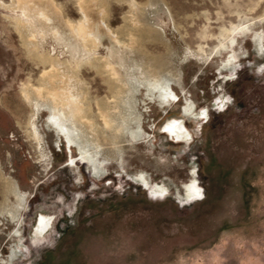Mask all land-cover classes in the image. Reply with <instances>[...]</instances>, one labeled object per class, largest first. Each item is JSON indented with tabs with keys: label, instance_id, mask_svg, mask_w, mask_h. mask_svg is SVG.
I'll use <instances>...</instances> for the list:
<instances>
[{
	"label": "rangeland",
	"instance_id": "rangeland-1",
	"mask_svg": "<svg viewBox=\"0 0 264 264\" xmlns=\"http://www.w3.org/2000/svg\"><path fill=\"white\" fill-rule=\"evenodd\" d=\"M50 4L0 0V264H264V0Z\"/></svg>",
	"mask_w": 264,
	"mask_h": 264
},
{
	"label": "bare ground",
	"instance_id": "bare-ground-1",
	"mask_svg": "<svg viewBox=\"0 0 264 264\" xmlns=\"http://www.w3.org/2000/svg\"><path fill=\"white\" fill-rule=\"evenodd\" d=\"M51 1H52V0H14V3H15V5H16V8H17V7L22 8V7L32 6V7L35 9V13H36V14H39L40 9L42 8L41 6H42V5H44V6L46 5L45 7H48V5L50 4ZM52 3H53V2H52ZM52 3H51L50 5H52ZM2 5H3V4H2ZM12 5H14V4H11V3H10V6H12ZM82 6H83V5H82ZM14 7H15V6H14ZM14 7H13V9H14ZM50 7H51V6H50ZM85 7H86V6H84V7H82V8H85ZM87 7H88V6H87ZM87 7H86V9H88ZM11 8H12V7H11ZM20 8H19V9H20ZM48 8H49V7H48ZM53 9H56L55 6H54V8H53V6H52V10H53ZM16 10H18V9H16ZM16 10H15V11H16ZM21 10H22V9H21ZM29 10L32 12V9H29ZM22 11H23V10H22ZM82 11H84L83 13H86V12H85V9L82 10ZM86 11H87V10H86ZM54 12H56V11H54ZM87 12H88V11H87ZM33 13H34V12H33ZM36 14H35V15H36ZM86 16H87V15H86ZM43 18H44V17H43ZM46 18H47V17H46ZM48 18H50V17H48ZM86 18H87V17H85V19H86ZM44 21H46V20H44ZM47 21H49V20L47 19ZM47 21H46V22H47ZM50 21H51V20H50ZM88 21H89V20H88ZM16 22H17V21H16ZM17 23H18V22H17ZM22 23H23V22H22ZM22 23H20V24H22ZM24 23H25L24 25H27V24H28V23L26 24V22H24ZM21 27H22V26H21ZM45 28H46V27H45ZM78 28H79V29H77V30H79V31L81 30L82 32L85 31V33H88L87 30H85L86 28L84 27V23H82V22L79 23V27H78ZM84 28H85V29H84ZM19 31H20V30H19ZM82 32H81V34H82ZM82 35H83V34H82ZM84 36H85V34H84ZM31 42H32V40H31ZM51 67H52V66H51ZM44 70H45V69H44ZM50 72L52 73V71H50ZM50 72L47 71L48 74H49ZM53 73H54V69H53ZM53 73H52V74H53ZM44 74H45V73H44ZM50 75H51V74H50ZM50 75H49V76H50ZM45 76H46V75H45ZM51 76H52V75H51ZM44 78H45V77H44ZM44 78H43V80H44ZM47 78H50V77H47ZM47 78H46L45 80H48ZM53 79H54V78H53ZM52 81H53V80H52V77H51L50 80H49V83H48V84H50L49 86H51V88L54 87ZM46 83H47V81H46ZM54 84H55V83H54ZM45 85H46V84H45ZM66 85H67V84H66ZM28 86H29V85H28ZM40 87H41V86H40ZM40 87H39V89H40ZM43 87H44V86H43ZM46 87H47V86H46ZM46 87H44V88H46ZM56 87H57V86L55 85L54 88H56ZM25 88H26V87H25ZM33 88H34V87H33ZM41 88H42V87H41ZM44 88H43V90H44ZM48 88H49V87H47V89H48ZM51 88H50V89H51ZM59 88L61 89L62 87H58V89H59ZM63 88H64V87H63ZM28 89H29V88H28ZM30 89H32V88H30ZM50 89H48V90H50ZM58 89H57V90H58ZM60 89H59V90H60ZM24 90H25V89H24ZM32 90H33V89H32ZM34 90L36 91V89H34ZM34 90H33V91H34ZM37 90H38V88H37ZM48 90H46V91H44V92H48ZM61 90H63V89H61ZM61 90H60V91H61ZM35 91H34V93H35ZM38 91H39V90H38ZM50 91H51V93H53L55 90L53 91V89H51ZM52 91H53V92H52ZM30 92H31V91H30ZM61 92H62V91H61ZM40 93H41V92H40ZM40 93H39V94H40ZM49 93H50V92H49ZM49 93H48V94H49ZM51 93H50L49 97L52 99L51 95H52V96H53V95H56V93H55V94H54V93L51 94ZM58 93H59V92H58ZM64 93H66V92L64 91ZM64 93H61V94L64 95ZM36 94H38V93H36ZM61 94H60V95H61ZM66 94H67V93H66ZM23 95H24V93H23ZM40 95L42 96V94H40ZM40 95H39V96H40ZM44 95L48 96L47 93H46V94H43V97H44ZM57 95H58V94H57ZM57 95H56V96H57ZM60 95H58V97H59ZM68 95H69V94H68ZM71 95H72V94H71ZM25 96H27V95H25ZM25 96H24V97H25ZM30 96H31V94H30ZM33 96H34V94H33ZM56 96H54V97L56 98L55 100H56V102H57V99H59V98H57ZM54 97H53V99H54ZM61 97H62V96H61ZM35 98H37V95H36ZM47 98H48V97H47ZM68 98H70V97H68ZM71 98H73V96H72ZM25 99H26V98H25ZM28 99H29V98H28ZM30 99H32V98L30 97ZM33 99H34V98H33ZM40 99H42V97H41ZM43 99H44V98H43ZM64 99H66L65 96H64ZM38 100H39V98H38ZM45 100H46V99H45ZM62 100H63V99H62ZM67 100H68V99H67ZM67 100H65L64 102H66ZM70 100H71V99H70ZM70 100H69V101H70ZM76 100H77V98L75 99V103H78V101L76 102ZM26 101H28V100H26ZM34 101H37V100L35 99ZM52 101H53V100H52ZM60 101H61V99H60ZM69 101H68V102H69ZM39 102H40V100H39L37 103H39ZM41 102H42V101H41ZM47 102H48V100H47ZM49 102H50V101H49ZM64 102L61 101V103H63V104H64ZM29 103H30V102H29ZM34 103H35V102H34ZM51 103H52V102H51ZM51 103H50V104H51ZM54 103H55V102H54ZM54 103H53V104H54ZM35 104H36V103H35ZM43 104L46 105V103H43ZM55 104H57V103H55ZM66 104H67V103H66ZM68 104H69V103H68ZM68 104H67V105H68ZM78 104H79V103H78ZM51 105H52V104H51ZM51 105H50V106H51ZM58 105H59V104H58ZM58 105H57V106H58ZM61 105H62V104H61ZM64 105H65V104H64ZM67 105H66V106H67ZM76 105H77V104H76ZM35 106H36V105H35ZM42 106H43V105H42ZM47 106H48V105H47ZM53 106H55V105H53ZM68 106L70 107L71 105L69 104ZM68 106H67V107H68ZM78 106H80V105H77V107H78ZM64 107H65V106H64ZM71 107H72V106H71ZM49 108H50V107H49ZM51 108H53V107H51ZM58 108H59V106H58ZM79 108H81V107H79ZM53 109H55V108H53ZM63 109H65V108H63ZM63 109H62L63 112L66 111V109H65V110H63ZM70 109H72V108H70ZM81 109H82V108H81ZM81 109H80V110H81ZM34 110H35V109H34ZM56 110L58 111V109H56ZM60 110H61V109H60ZM68 110H69V109H68ZM77 110H78V108H77ZM80 110H79V111H80ZM52 111H53V110H52ZM69 111H70V110H69ZM69 111H68V112H69ZM71 111H72V110H71ZM79 111H78V112L75 111V112H76L77 114H80V112H81L82 110H81L80 112H79ZM84 111H85V110H84ZM63 112L60 111L61 116H60V115H57V116H56V114L54 115V116H55V117H54V118H55V119H54L55 125H56L59 129H62V128H63V129H66V128H64V126H65V121H67L66 118H68V120H69V118L72 117V115H75L74 112H73V114H72L71 116H70V114H67V112H65V113L67 114V116H68V117H66V114H65V113L63 114ZM52 113H53V112H52ZM69 113H70V112H69ZM53 114H54V113H53ZM81 114H82V113H81ZM101 115H102V114H101ZM76 116H77V115H76ZM78 116H79V117H78ZM78 116H77V117L81 119L82 116H80V115H78ZM102 116H103V115H102ZM73 117H74V116H73ZM73 117H72V118H73ZM103 117H104V116H103ZM29 119H30V118H29ZM31 119H32V118H31ZM70 119H71V118H70ZM73 119L75 120V119H77V118L75 117V118H73ZM103 119H104V118H103ZM77 120H78V119H77ZM81 120H82V119H81ZM83 120H84V117H83ZM83 120H82V121H83ZM84 121H85V120H84ZM86 121H87V122H86ZM86 121H85V122L87 123L86 126H88V123H89V122H88V120H86ZM107 121H108V120H107ZM29 122H30V121H29ZM69 122H70V121H69ZM71 122H72V121H71ZM73 122H76V120L73 121ZM90 122H91V121H90ZM108 122H110V121H108ZM112 122H113V121H112ZM66 123H67V122H66ZM78 123H80V120H79ZM86 123H85V124H86ZM174 123H176V122H174ZM33 124H34V123H33ZM70 124H71V123H70ZM80 124H81V123H80ZM82 124H84V123L82 122ZM106 124H107V122H106ZM109 124H110V123H109ZM112 124H113V123H112ZM28 125H29V123H28ZM68 125H69V124H68ZM74 125H76L75 123L73 124V127H76V126H74ZM90 125H91V124H90ZM90 125H89V126H90ZM107 125H108V124H107ZM29 126H30V125H29ZM66 126H67V124H66ZM71 127H72V126H71ZM71 127H70V128H71ZM84 127H85V126H83V128H84ZM105 127H106V126H105ZM108 127H109V126H108ZM180 127H181V126H180ZM31 128H32V127H31ZM76 128H77V127H76ZM76 128H75V129H76ZM86 128H87V127H86ZM109 128H111V127H109ZM63 129H62V130H63ZM68 129H69V128H68ZM75 129H73V130H75ZM78 129H79V126H78ZM88 129H89V128H88ZM119 129H120V128H119ZM35 130H36V129H35ZM80 130H82V129H80ZM84 130H85V129H84ZM114 130H115V129H114ZM167 130H168L169 132H172V131H173V132L175 133V132H177L178 129L176 128L175 125H171V123H170V125L167 126ZM33 131H34V130H33ZM64 131H65V130H64ZM66 131H69V130H66ZM85 131H86V130H85ZM75 132H76V134H77V131H74L73 134H74ZM90 132H91V131H90ZM31 133H32V132H31ZM83 133H84V131H83ZM83 133H82V134H83ZM86 133H87V132H86ZM64 134H65V133H64ZM68 134H69V132H68ZM73 134H70V136L72 135V137H73ZM76 134H75V135H76ZM80 134H81V132H80ZM31 136H33V134H31ZM70 136H69V137H70ZM77 136H78V134H77ZM82 136H83V135H82ZM175 136H176V135H175ZM79 138H81V135H80ZM33 139H34V138H33ZM68 139H69V138H68ZM75 139H76V138H75ZM175 139H176V138H175ZM175 139H174V140H175ZM76 140H77V139H76ZM69 141H70V140H69ZM74 141H75V140H74ZM72 142H73V141H72ZM69 143H70V142H69ZM72 144H73V143H72ZM80 149H82V148H80ZM83 149H85V148H83ZM90 152H91V151H90ZM84 153H86V152H84ZM94 155H95V154H94ZM94 155H93V156H94ZM86 156H90V155L86 154ZM94 157H95V156H94ZM90 158H91V157H90ZM81 159H82V158H81ZM87 159L89 160L88 157H87ZM93 160H94V159H93ZM148 187H149V186H147V189H148ZM193 189H194V188H193ZM149 191H152V190H149ZM18 201H19V200H18ZM41 222H42V219L40 220V223H41Z\"/></svg>",
	"mask_w": 264,
	"mask_h": 264
}]
</instances>
